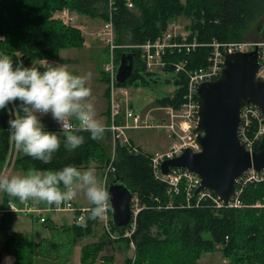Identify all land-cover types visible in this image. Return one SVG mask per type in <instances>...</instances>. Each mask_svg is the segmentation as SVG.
Returning a JSON list of instances; mask_svg holds the SVG:
<instances>
[{"label": "trees", "instance_id": "16d2710c", "mask_svg": "<svg viewBox=\"0 0 264 264\" xmlns=\"http://www.w3.org/2000/svg\"><path fill=\"white\" fill-rule=\"evenodd\" d=\"M132 3L133 8L127 9L119 1L113 15L118 46L123 45L125 38L129 45L154 40L169 22L179 17L189 20V39H195L199 44H209L212 40L241 42L254 25L257 28L253 41L264 37V0H132ZM106 4L107 0H0V37L3 38L0 52L8 55L14 65L21 62L23 66H29L36 61L34 66L43 70L44 66L38 62L57 59L61 50L84 47L81 30L56 18L57 12L67 9L104 21ZM124 51L135 54L133 74L125 85L117 84L118 87H126L145 73L137 49H116L117 62ZM208 52L207 46H198L188 55L167 54L164 61L185 60L186 69L192 70L206 65ZM165 70L173 74L171 66L167 65ZM185 81L184 74L174 75L172 96L157 99L155 103L159 107L178 108ZM104 93L107 98V87ZM8 118L7 108L0 110V171L10 147ZM79 134L84 136V143L72 151L61 144L50 164L44 165L16 151L13 167L24 172L34 168L59 169L69 163L86 168L92 160L99 167L107 165L110 160L101 139L91 140L86 131ZM106 135L110 133L105 129L102 138ZM150 159L148 153H132L125 146L116 147L115 160L107 167V180L109 182L114 173L121 177L142 209L135 216L130 237L108 240L102 235L97 242L82 247L79 264H113L111 257L102 256L99 263L97 259L107 244L117 241H123L126 249L130 248V242L134 245L132 256L127 257L124 264H199L203 254L212 253L217 247H221L226 258L234 257V264H264L263 183L248 184L243 188L240 195L242 208L216 209L208 203L186 207L184 183H180L177 195H168L167 185L154 177ZM196 198L194 195L193 203ZM9 199L10 196L2 192V210L8 208ZM256 203L261 207H252ZM168 204L171 207H167ZM9 217L10 213L2 212L0 230H8ZM97 219L85 220L81 225L73 223L67 228L74 244L91 233ZM110 225L115 231L111 215ZM31 246L32 243L21 235L7 234L0 246V257L9 254L14 259L13 264H34L36 250Z\"/></svg>", "mask_w": 264, "mask_h": 264}, {"label": "built area", "instance_id": "2783aa9c", "mask_svg": "<svg viewBox=\"0 0 264 264\" xmlns=\"http://www.w3.org/2000/svg\"><path fill=\"white\" fill-rule=\"evenodd\" d=\"M122 1L127 9L133 8L132 0H107L106 4V20L103 22V29L100 36L106 40L107 45V59L102 66V73L106 79L107 87L109 90V116L108 125L105 129L110 132V135L117 146H125L129 152L139 153L138 150L131 144L130 139L127 137L125 131L139 128L150 127L146 125V117L134 114L129 107V102L126 98V91L117 86L116 73L118 62L116 60V49L121 46L115 43V30L113 25V15L117 9V4ZM56 18L61 20L64 24H68L73 21V17L70 11L63 9L57 12ZM183 30L176 21H171L164 29L162 34L154 40H146L140 45H128L127 48L137 49L145 71L154 75L156 72L165 70L167 65L173 68V74L177 75L182 73L185 75L186 81L184 84V92L180 98V104L178 108L172 106L159 107V111H164L167 115V121L164 124L156 126L159 129H165L168 133V137L176 140L165 153L159 155L156 154L151 157L150 163L153 175L156 179L167 185V194L170 196L177 195L179 193L180 183H184L185 190V206L186 207H198L203 203H208L216 209L219 208H242L244 205L240 201V195L243 188L248 184H264V169L256 171L253 168L247 170L243 175L238 177L235 181V191L232 198L227 204H224L221 199L209 190H201L195 193L200 186L199 177L185 169L172 168L168 175H163L160 172V163L164 159L173 158L179 155L185 148L190 149L192 152H199L200 145L197 137L198 132L196 130L198 122V95L197 88L201 83L216 80L223 68L224 56L227 53L236 52H249L257 47L258 50V71L256 78L264 81V37L259 41H242L235 43H218L212 40L209 44H199L195 39H188V35L180 32ZM198 46H207L209 52L206 58V65L197 67L192 70L186 69V61L180 60L178 62H165L164 57L172 54H189ZM119 95L123 96V99L118 100ZM123 103V105H122ZM10 117L9 109L11 106H6ZM240 123L237 128V134L241 145L249 153L255 151L260 144L261 139L264 136V115L261 111L253 105H244L240 110L239 115ZM123 122V123H122ZM55 129L61 131L60 124L54 121ZM115 149L113 155L115 153ZM16 156V150L10 141L9 152L7 159L2 169V173H5V169L10 165H13ZM112 162V161H111ZM7 175V174H6ZM107 177V172L105 174ZM197 195L195 202H192L193 196ZM252 205V206H259ZM24 207L29 206L26 202L23 203ZM261 206V205H260ZM167 207H171L168 204ZM87 208H76L74 205V199L68 203H61L59 205L45 202L44 207H26L23 209H16L12 203H8V208L0 210L2 212H15V213H35L42 215L52 212H73L75 217L73 223L76 225L84 224V221H78L81 216H86ZM142 209V206L138 204V200L133 197L132 210L133 220L129 228H127L122 235L111 229L110 214L104 218H100L104 233L109 240H116L120 237H130L134 230V219L137 212ZM41 223L45 222L44 217H40ZM134 245L130 242V247Z\"/></svg>", "mask_w": 264, "mask_h": 264}, {"label": "clouds", "instance_id": "9594fccd", "mask_svg": "<svg viewBox=\"0 0 264 264\" xmlns=\"http://www.w3.org/2000/svg\"><path fill=\"white\" fill-rule=\"evenodd\" d=\"M42 63L43 70L21 62L14 65L8 55L0 52V110L11 106L7 125L15 150L47 165L61 144L66 150H75L84 143L81 131L95 141L103 137L105 127L91 99L89 75L71 72L62 63ZM45 115L60 124L59 133L45 128ZM96 173L95 167L81 169L73 163L11 176L0 172V192L21 202L36 199L49 205L68 203L83 193L90 207L87 216L79 217L77 222L102 219L112 208L111 193Z\"/></svg>", "mask_w": 264, "mask_h": 264}, {"label": "rangeland", "instance_id": "374dc122", "mask_svg": "<svg viewBox=\"0 0 264 264\" xmlns=\"http://www.w3.org/2000/svg\"><path fill=\"white\" fill-rule=\"evenodd\" d=\"M181 1L184 2L185 0ZM85 18L88 20V17ZM175 21L183 29L180 32L188 35L189 39L190 30L187 28L189 26V20L179 17ZM103 22L104 21L99 17L91 21L90 29L94 31L95 38H92L94 37V33L90 34L91 38L86 34L87 42L85 48L83 47L82 49L78 50L66 49L58 54L62 56H69L71 58L74 57L78 61L73 65L68 66L69 71L81 75H89L87 83L92 89L91 99L95 106L98 119L104 115L106 108L107 117H102V119L108 118L109 116V96L106 98L104 93L107 86L104 82L106 79L104 77L103 79L105 80L101 82L100 78L98 77L100 68L99 64H103L107 59V53L101 50L107 47L106 40L103 38L104 36H101L102 38H96V32L102 33ZM79 23L80 19L76 18V21H70L68 25H79ZM80 25L85 26L83 22H81ZM85 28L86 32H90L88 26H85ZM256 28L257 25H254L249 31V34L245 36L243 41H253L256 38ZM127 41V38H125V41L121 46L123 50H127L129 45ZM35 63L37 62L35 61ZM35 63L30 64L29 66H34ZM140 76L141 77H138L127 84L126 87L120 88L127 92L123 103L127 100L130 104V106L127 107H129L134 114L141 115L143 118L146 117V125H149L150 127L126 130L125 133L130 139L131 144L138 150L139 153H148L151 155V157H154L156 154L161 155L168 151L173 141H176L173 138L168 137V133L165 129H159L156 127L160 124L166 123L167 115L164 113V111H159V106L155 103L157 99L172 96L173 91L175 90L173 85L174 74L164 70L161 72H156L154 75H152L145 71V73L142 72V75L140 74ZM120 99H123L122 95H119L118 100L120 101ZM44 118L46 125L50 126L51 116L45 115ZM102 124L106 125V122ZM49 129H51L49 131H54L52 128ZM100 139L101 145H103V147L106 149L105 152L108 160H110V162L115 160V153L113 155V152L116 143L112 139L111 135H106L104 138ZM110 162L107 165L104 164L102 167H99L97 166L98 164L92 160L88 162L87 167H95L97 169L96 174L98 179L104 181L107 185L108 180L107 177H104V175L107 172V167L110 165ZM10 165H8V167L4 170L9 176L13 174V169L11 171ZM1 193L2 192H0V195ZM25 202L26 204H29V206L26 207L40 206L39 200L36 199H29ZM75 202L90 207V204L83 193H78V195L75 197ZM23 203L21 206H19L12 201V204L16 209L25 210L26 207H24ZM254 205L258 204L256 203ZM76 206L78 205L76 204ZM252 207L261 206L259 205ZM40 217H44V223L39 221ZM74 217L75 214L73 212H52L48 214L43 213L40 216L35 213H13L12 216L10 215L8 220L10 222L9 232L11 231L18 235H22L33 242H40L39 245H35L33 243L31 246L33 250H40L41 258H37L34 264H79L81 249L84 245L97 242L102 235H104L106 239L108 238L104 233L101 220L98 218L96 224L92 226L91 233L79 239L74 244L71 233H69L67 230V228L69 229V227L73 224ZM220 249L221 247H217L212 253L203 254L199 260V264H234V257L226 258ZM133 250L134 246L132 248L130 247L126 249L123 241L107 244L104 250L99 253L97 262H101V257L103 256L111 257L113 264H124L125 259L132 256Z\"/></svg>", "mask_w": 264, "mask_h": 264}, {"label": "water", "instance_id": "95a60500", "mask_svg": "<svg viewBox=\"0 0 264 264\" xmlns=\"http://www.w3.org/2000/svg\"><path fill=\"white\" fill-rule=\"evenodd\" d=\"M135 54L124 51L119 57L116 83L125 85L133 74ZM25 65L26 62L23 61ZM258 50L227 53L219 77L201 83L198 95L199 152L185 148L179 155L164 159L160 172L185 169L196 174L200 186L195 193L209 190L227 204L235 191V181L247 170L264 169V136L251 153L241 145L237 128L244 105L257 107L264 115V81L258 80ZM111 193V222L116 232H124L132 223L133 193L117 174L106 185Z\"/></svg>", "mask_w": 264, "mask_h": 264}, {"label": "crops", "instance_id": "0c3cea01", "mask_svg": "<svg viewBox=\"0 0 264 264\" xmlns=\"http://www.w3.org/2000/svg\"><path fill=\"white\" fill-rule=\"evenodd\" d=\"M70 14L72 15V17H73V21H76V18H79L80 19V23H79V25H73V26H75V27H77L78 29H80L81 30V32H82V35H83V37H84V48H85V45H86V42H87V37H86V34H87V36H89L90 37V34L91 33H94V31H92L91 29H90V23H91V21H93V20H95V19H97V18H91V17H88V16H86V15H82V14H76L75 12H70ZM85 17H88V20H86V18ZM89 18H91V19H89ZM78 20V19H77ZM81 22H83V24H85V26L87 27L88 26V28H89V30H90V32H86V28H85V26L84 25H80L81 24ZM91 38V37H90ZM92 38H95V33H94V37H92ZM96 38H102L101 36H100V33L99 32H96ZM68 50V49H67ZM102 51H105L107 54H108V50H107V48H104V49H101ZM61 51H64V50H61ZM60 51V52H61ZM59 52V53H60ZM130 52V51H129ZM120 57V56H119ZM46 62H51V63H53V64H56V63H62V64H65V65H67V66H69V65H73L75 62H78L74 57L73 58H71V57H69V56H62V55H58V58L57 59H53V60H45ZM39 64H41L42 66H45L43 63H42V61H40V62H38ZM105 63V62H104ZM103 63V64H104ZM118 63H119V61H118ZM103 64L101 63V64H99V72H98V77L100 78V81L102 82L103 80H105V79H103L104 78V75H103V73H102V66H103ZM100 84V83H99ZM103 84H104V82H103ZM105 84L107 85V83H106V80H105ZM107 87V86H106ZM102 117H107V108H106V110H105V112H104V115H102ZM102 117L99 119L100 120V122L101 123H105L106 122V125H104V127L105 126H107L108 125V118H103L102 119ZM51 120V125L50 126H47L46 125V123H45V118H44V116L42 117V122L44 123V126H45V128L47 129V130H51V129H49V128H52L54 131H56V132H58L56 129H55V127H54V125H53V119L52 118H50ZM104 120V121H103ZM5 165V164H4ZM4 165L2 166V168L1 169H3L4 168ZM12 169H13V171H12ZM11 171L13 172V174L12 175H17V174H24V173H26V172H24V171H22V170H20V169H14L13 168V165H12V167H11ZM1 172V171H0ZM11 176V175H10ZM104 177H105V175H104ZM9 201H13V202H15L17 205H19V206H21L22 205V203L23 202H21V201H19V199L18 198H16V197H10V199L8 200V202L7 203H9ZM39 203H40V206L39 207H44L45 206V202H43V201H39ZM76 204L78 205V206H76ZM74 205H75V207L76 208H88L87 206H85V205H81V204H78V203H76L75 202V198H74ZM3 209V207H2V193H1V195H0V210H2ZM7 213H10V215L12 216V214L13 213H15V212H7ZM1 214L2 213H0V218H1ZM37 218V217H36ZM9 230H10V222H9V228H8V230H0V246H1V243H2V241L4 240V238L7 236V234H11V233H14V232H9ZM16 235H18V234H16ZM22 236V235H21ZM24 237V236H23ZM26 238V237H25ZM27 239V238H26ZM29 242H31L32 244L34 243L35 245H39V243L40 242H33V241H31V240H29V239H27ZM133 252V251H132ZM131 257V256H130ZM5 258H8V264H13V262H14V259H13V257L11 256V255H9V254H2L1 255V257H0V264H5ZM37 258H41L40 257V250L39 251H36V256L34 257V259H33V261L35 262V260L37 259Z\"/></svg>", "mask_w": 264, "mask_h": 264}, {"label": "bare ground", "instance_id": "6f19581e", "mask_svg": "<svg viewBox=\"0 0 264 264\" xmlns=\"http://www.w3.org/2000/svg\"><path fill=\"white\" fill-rule=\"evenodd\" d=\"M9 263V262H8Z\"/></svg>", "mask_w": 264, "mask_h": 264}]
</instances>
